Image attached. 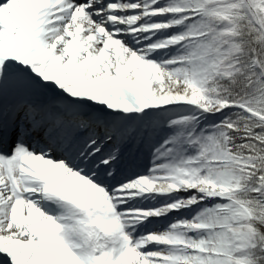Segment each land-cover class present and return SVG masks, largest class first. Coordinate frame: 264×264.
<instances>
[{"label": "snow or ice", "instance_id": "obj_1", "mask_svg": "<svg viewBox=\"0 0 264 264\" xmlns=\"http://www.w3.org/2000/svg\"><path fill=\"white\" fill-rule=\"evenodd\" d=\"M0 264H264V0H0Z\"/></svg>", "mask_w": 264, "mask_h": 264}]
</instances>
